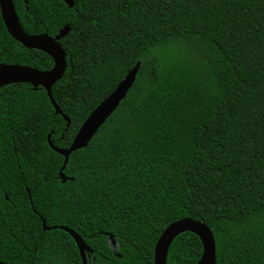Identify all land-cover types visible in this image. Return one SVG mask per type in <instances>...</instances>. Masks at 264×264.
<instances>
[{
	"label": "trees",
	"instance_id": "trees-1",
	"mask_svg": "<svg viewBox=\"0 0 264 264\" xmlns=\"http://www.w3.org/2000/svg\"><path fill=\"white\" fill-rule=\"evenodd\" d=\"M12 0L28 35L55 37L63 77L0 89V262L153 264L172 223L212 233L216 264H264V0ZM0 65L50 71L0 15ZM138 65L126 97L85 148L64 158L87 116ZM68 119V126L63 118ZM112 236L116 257L107 246ZM192 233L166 264H197Z\"/></svg>",
	"mask_w": 264,
	"mask_h": 264
},
{
	"label": "water",
	"instance_id": "water-1",
	"mask_svg": "<svg viewBox=\"0 0 264 264\" xmlns=\"http://www.w3.org/2000/svg\"><path fill=\"white\" fill-rule=\"evenodd\" d=\"M28 0H23L26 4ZM63 2L72 8L73 3L71 0H63ZM0 15L4 27L9 36L26 49H37L49 55L53 60V67L50 71L41 72L35 69L17 66V65H0V89L8 84L13 83H28L34 89L41 87L45 90L47 97L54 109L55 115H59L60 111L55 105L51 97V87L58 82L66 69L65 54L58 41L68 34L69 29L65 28L59 35L49 37L46 34L28 35L19 26L16 13L14 10L12 0H0ZM138 65L131 69L124 79L116 86V88L87 116L76 135L74 136L68 149H59L54 147L47 138L49 147L57 154L64 158L63 164L59 170L58 176L62 183L68 180L64 177L62 171L64 170L69 155L75 151L81 150L86 147L88 142L108 119V117L117 109L120 102L126 97L129 89L132 87ZM15 79L27 80L26 82H16ZM68 126V119L63 118ZM58 229L67 233L74 241L82 264H87L86 254L91 253L89 248L84 244L81 238L73 231L64 227L47 228L42 222V230L49 231ZM189 232L194 234L202 245V254L197 264H216L215 261V243L210 230L201 222L193 219H182L175 223L170 224L159 236L153 254V264H166L168 249L172 241L180 234ZM114 255L117 256V248L113 238L110 236L106 242ZM0 264H3L0 262Z\"/></svg>",
	"mask_w": 264,
	"mask_h": 264
},
{
	"label": "bare ground",
	"instance_id": "bare-ground-1",
	"mask_svg": "<svg viewBox=\"0 0 264 264\" xmlns=\"http://www.w3.org/2000/svg\"><path fill=\"white\" fill-rule=\"evenodd\" d=\"M13 81H16V82H26L27 80H20V79H15Z\"/></svg>",
	"mask_w": 264,
	"mask_h": 264
},
{
	"label": "rangeland",
	"instance_id": "rangeland-1",
	"mask_svg": "<svg viewBox=\"0 0 264 264\" xmlns=\"http://www.w3.org/2000/svg\"><path fill=\"white\" fill-rule=\"evenodd\" d=\"M67 162H68V160H67ZM45 224V223H44ZM55 227V226H54ZM59 227V226H58ZM58 227H56V228H58ZM47 228H52V227H47ZM64 228H66V227H64ZM68 229V228H67ZM55 230H58V229H55ZM70 230V229H69ZM49 231H51V230H49ZM108 237H110V236H108ZM112 237V236H111Z\"/></svg>",
	"mask_w": 264,
	"mask_h": 264
}]
</instances>
